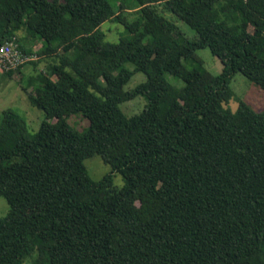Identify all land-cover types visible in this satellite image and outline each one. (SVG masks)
<instances>
[{
	"label": "trees",
	"instance_id": "16d2710c",
	"mask_svg": "<svg viewBox=\"0 0 264 264\" xmlns=\"http://www.w3.org/2000/svg\"><path fill=\"white\" fill-rule=\"evenodd\" d=\"M107 20L128 35L105 40ZM21 29L44 42L27 63L48 59L28 92L45 119L31 133L1 111L0 264H264V109L225 106L236 72L264 90V0H0V46L14 38L31 53ZM136 71L145 80L123 89ZM137 95L144 108L124 114ZM73 113L86 129L65 121ZM93 155L110 167L98 179L84 165Z\"/></svg>",
	"mask_w": 264,
	"mask_h": 264
},
{
	"label": "rangeland",
	"instance_id": "374dc122",
	"mask_svg": "<svg viewBox=\"0 0 264 264\" xmlns=\"http://www.w3.org/2000/svg\"><path fill=\"white\" fill-rule=\"evenodd\" d=\"M125 1L128 6L131 5L133 0H110L112 6L117 9L120 2ZM164 16L169 19H174L175 24L185 33L186 36L192 38L195 32L186 23L174 18L173 14L167 10L161 11ZM138 12L136 8L130 7L122 12V16L126 21H132L136 18ZM100 30L105 33V40L110 42L117 41L120 37L128 35L125 26L122 23L107 20L100 25ZM18 35L24 37L26 46H29L34 52H39L44 44L43 40L38 36H33L27 30L21 29ZM196 56L202 59V66L209 70L211 73L216 74L221 71L222 63L220 60L211 54L208 48L196 50ZM73 52L69 53L71 57ZM35 61V60H34ZM36 65L30 63L24 64L17 72L14 71L11 75L3 74L0 72V115L1 111L6 108H11L19 113L27 123L29 132L37 130L39 124L45 119L43 110L33 106L28 99V92L38 86V78L41 76L42 71H45V65L48 59L38 58ZM192 64V63H191ZM192 65H196L195 63ZM129 69H133V65L125 63ZM187 66H190L189 64ZM49 75V74H48ZM50 78H54L50 76ZM146 75L142 72H133L129 81L124 85L123 89L127 90L133 88L136 84L144 81ZM165 78L173 85L179 87L182 81L168 73ZM229 87L232 90V96L228 100L226 107L235 110L239 101L248 104L253 110L261 111L264 109V90L259 86L248 80L241 73L236 72L229 81ZM146 103V98L143 95H137L134 98L123 101L119 104V108L126 115L138 114ZM50 122H56L55 118H49ZM65 121L78 131H83L88 126V119L80 113H73L65 118ZM84 165L88 173L93 179H98L110 170L108 164L104 163L99 155H93L84 160ZM112 184L115 186H122V177L116 173L112 174ZM8 211V204L4 197H0V218L3 217Z\"/></svg>",
	"mask_w": 264,
	"mask_h": 264
},
{
	"label": "built area",
	"instance_id": "2783aa9c",
	"mask_svg": "<svg viewBox=\"0 0 264 264\" xmlns=\"http://www.w3.org/2000/svg\"><path fill=\"white\" fill-rule=\"evenodd\" d=\"M37 57L35 52L27 53L21 50L14 38L5 41L0 46V72L17 68Z\"/></svg>",
	"mask_w": 264,
	"mask_h": 264
},
{
	"label": "crops",
	"instance_id": "0c3cea01",
	"mask_svg": "<svg viewBox=\"0 0 264 264\" xmlns=\"http://www.w3.org/2000/svg\"><path fill=\"white\" fill-rule=\"evenodd\" d=\"M26 43V41H24ZM24 43V44H25ZM26 45V44H25ZM27 50H29L30 52L34 51L32 48H30L29 46H26Z\"/></svg>",
	"mask_w": 264,
	"mask_h": 264
}]
</instances>
